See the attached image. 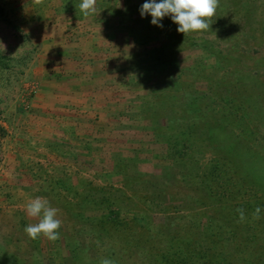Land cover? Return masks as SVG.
<instances>
[{
	"label": "rangeland",
	"instance_id": "obj_1",
	"mask_svg": "<svg viewBox=\"0 0 264 264\" xmlns=\"http://www.w3.org/2000/svg\"><path fill=\"white\" fill-rule=\"evenodd\" d=\"M144 2L0 0V264H264L228 238L264 237V0L186 35ZM36 197L54 241L24 231Z\"/></svg>",
	"mask_w": 264,
	"mask_h": 264
},
{
	"label": "clouds",
	"instance_id": "obj_2",
	"mask_svg": "<svg viewBox=\"0 0 264 264\" xmlns=\"http://www.w3.org/2000/svg\"><path fill=\"white\" fill-rule=\"evenodd\" d=\"M96 0H80L79 10L84 17L95 14ZM218 0H145L139 8L141 18L150 16V24L162 28L165 17L177 25L176 31L184 35L210 28L211 19L216 13ZM29 217L39 218V222L27 225L24 229L30 239L41 236L50 241L58 238V229L62 221L57 218L58 209L50 206L46 199L36 197L25 206ZM239 220H245V213L237 209ZM264 208L257 206L253 212L254 219H260ZM102 264H113L110 259H104Z\"/></svg>",
	"mask_w": 264,
	"mask_h": 264
},
{
	"label": "trees",
	"instance_id": "obj_3",
	"mask_svg": "<svg viewBox=\"0 0 264 264\" xmlns=\"http://www.w3.org/2000/svg\"><path fill=\"white\" fill-rule=\"evenodd\" d=\"M230 165H231V162H230ZM217 168H218V165H217ZM227 173L225 174V177L228 175ZM206 176L203 175V176H201V178L200 177L197 178L199 183L201 185H203L204 188L209 187V184H208V181H207V179H208L207 177H209V176H207V177ZM220 191H222V190H220ZM220 191L218 190L215 193V195L218 193V197L223 196L224 192H220ZM245 205L246 204L242 202V203L237 204L235 207L234 206L233 207H229L227 213H232V214L236 213L235 219L239 220V213L237 212V209H242L244 211ZM244 213L247 214L246 211H244ZM238 224H239V222L233 223V225L235 227H231V229H230V234L231 235L228 236L230 242L234 246L233 250L235 251V254L237 256H239L240 259H242V256H245V253L247 252L246 249H249L251 247L252 249H259V251L256 250L257 251V253H256L257 257H261L259 259L264 258V237H261V235L257 234L258 227L254 226L253 224H248V223L246 225H244V226L239 227ZM218 227L221 228V229L224 228L223 225H221V227L218 225ZM242 228L245 229V230H250L252 232H256V234L249 233L246 236L245 235H240V233H238V232L241 231ZM223 250L225 251L224 247L220 248V251L222 253H218V258L223 256Z\"/></svg>",
	"mask_w": 264,
	"mask_h": 264
}]
</instances>
